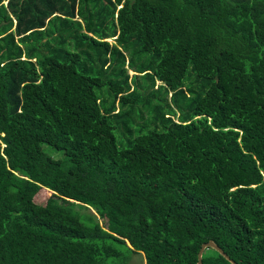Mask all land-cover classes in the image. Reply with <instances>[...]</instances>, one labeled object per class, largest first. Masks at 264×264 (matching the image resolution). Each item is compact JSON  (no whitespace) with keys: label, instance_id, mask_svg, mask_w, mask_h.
Here are the masks:
<instances>
[{"label":"trees","instance_id":"trees-1","mask_svg":"<svg viewBox=\"0 0 264 264\" xmlns=\"http://www.w3.org/2000/svg\"><path fill=\"white\" fill-rule=\"evenodd\" d=\"M210 240L264 264V0H0V264Z\"/></svg>","mask_w":264,"mask_h":264},{"label":"water","instance_id":"water-1","mask_svg":"<svg viewBox=\"0 0 264 264\" xmlns=\"http://www.w3.org/2000/svg\"><path fill=\"white\" fill-rule=\"evenodd\" d=\"M206 248H214L215 250L220 252V254H222L226 259H228L232 264H238L214 240H210L206 243H203V245L199 251V255H198V264H203L202 258H203V253H204Z\"/></svg>","mask_w":264,"mask_h":264},{"label":"rangeland","instance_id":"rangeland-1","mask_svg":"<svg viewBox=\"0 0 264 264\" xmlns=\"http://www.w3.org/2000/svg\"><path fill=\"white\" fill-rule=\"evenodd\" d=\"M130 72V74H133L134 73V71H132V70H130L129 71ZM49 195H50V193L48 192V193H46V192H42V193H40L39 195H38V197L36 198V201L38 202V203H45L46 201H47V199H48V197H49ZM135 258V255H133L132 254V257H131V259H130V264L132 263L131 261L133 260ZM128 263V264H129ZM134 264H141L139 261L138 262H136V263H134Z\"/></svg>","mask_w":264,"mask_h":264},{"label":"crops","instance_id":"crops-1","mask_svg":"<svg viewBox=\"0 0 264 264\" xmlns=\"http://www.w3.org/2000/svg\"><path fill=\"white\" fill-rule=\"evenodd\" d=\"M135 258L131 261V264H134L136 262H140L141 264H147L146 263V258L144 256V253H134Z\"/></svg>","mask_w":264,"mask_h":264}]
</instances>
